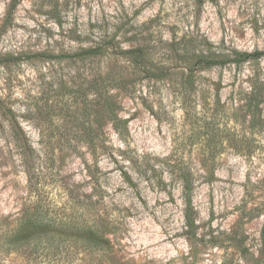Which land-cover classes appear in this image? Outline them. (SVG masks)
<instances>
[{"label":"rangeland","instance_id":"rangeland-1","mask_svg":"<svg viewBox=\"0 0 264 264\" xmlns=\"http://www.w3.org/2000/svg\"><path fill=\"white\" fill-rule=\"evenodd\" d=\"M13 3L0 0V217L37 197L78 215L73 200L114 233L104 251L67 241L9 264H264V0Z\"/></svg>","mask_w":264,"mask_h":264},{"label":"trees","instance_id":"trees-1","mask_svg":"<svg viewBox=\"0 0 264 264\" xmlns=\"http://www.w3.org/2000/svg\"><path fill=\"white\" fill-rule=\"evenodd\" d=\"M14 0L13 7L16 5ZM236 60L233 63H244L253 60V55L247 53H235ZM229 57V56H228ZM202 60L199 63H202ZM207 67L215 65L214 62H207ZM241 100V109L249 117L248 128L253 131L260 122V111L256 104V94L254 90L243 94ZM111 121L115 129H119V120L113 111L109 110ZM27 181L29 191H36L37 180H34L27 172ZM184 220L187 229L192 230L194 225L193 207L190 196V190L187 184H184ZM70 206L82 210L80 214L71 211L64 216L54 213L51 206L42 202L38 197L33 200H27L19 216L13 223H8L6 217H0V264H9L10 257L13 255L29 257L40 251L59 250L61 244L65 242L72 243L84 251L92 252L104 251L109 246V240L106 233H114L113 223L105 220L103 216H96L93 219L85 218L84 212L89 213L88 205L79 206L73 200L69 201ZM93 207V205H91ZM86 209V210H84ZM70 233H68V232ZM74 232V234L72 233Z\"/></svg>","mask_w":264,"mask_h":264}]
</instances>
